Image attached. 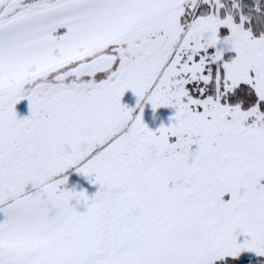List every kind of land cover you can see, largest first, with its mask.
Returning <instances> with one entry per match:
<instances>
[{
  "label": "snow or ice",
  "instance_id": "6c2138e0",
  "mask_svg": "<svg viewBox=\"0 0 264 264\" xmlns=\"http://www.w3.org/2000/svg\"><path fill=\"white\" fill-rule=\"evenodd\" d=\"M0 264H264V0H0Z\"/></svg>",
  "mask_w": 264,
  "mask_h": 264
},
{
  "label": "rangeland",
  "instance_id": "374dc122",
  "mask_svg": "<svg viewBox=\"0 0 264 264\" xmlns=\"http://www.w3.org/2000/svg\"><path fill=\"white\" fill-rule=\"evenodd\" d=\"M123 102L129 104L130 106H134L136 103V97L129 90L125 94V97L123 98ZM25 114H27L26 110L21 113V115H25ZM170 115H171V109L161 107L154 112L150 104L145 106L144 120L145 123H147L150 128L156 129L162 123H168ZM67 187L76 188L77 191L82 189H87L89 195H92L97 190L96 186L91 185L85 177H83L79 173H76L75 171L71 172Z\"/></svg>",
  "mask_w": 264,
  "mask_h": 264
},
{
  "label": "clouds",
  "instance_id": "9594fccd",
  "mask_svg": "<svg viewBox=\"0 0 264 264\" xmlns=\"http://www.w3.org/2000/svg\"><path fill=\"white\" fill-rule=\"evenodd\" d=\"M52 222H53V223H56V221H55V220H53Z\"/></svg>",
  "mask_w": 264,
  "mask_h": 264
}]
</instances>
